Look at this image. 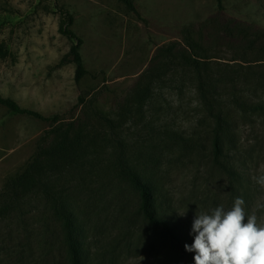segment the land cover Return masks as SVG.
<instances>
[{
  "label": "rangeland",
  "instance_id": "1",
  "mask_svg": "<svg viewBox=\"0 0 264 264\" xmlns=\"http://www.w3.org/2000/svg\"><path fill=\"white\" fill-rule=\"evenodd\" d=\"M0 0V264H71L59 210L81 230L88 264H195L193 219L237 197L264 223V0ZM84 40L85 76L63 63ZM190 41L209 65L197 75ZM234 127L216 158L200 82ZM155 182L176 243L140 210L121 162ZM223 162L229 169L221 167ZM185 215L181 216L179 214Z\"/></svg>",
  "mask_w": 264,
  "mask_h": 264
},
{
  "label": "trees",
  "instance_id": "2",
  "mask_svg": "<svg viewBox=\"0 0 264 264\" xmlns=\"http://www.w3.org/2000/svg\"><path fill=\"white\" fill-rule=\"evenodd\" d=\"M130 10H136L134 0H122ZM221 1V0H220ZM67 25L60 28V32L71 39L76 40V43L72 45L70 52L63 58L62 62H73L76 64V80L80 81L87 73L84 65L83 58L81 55V46L84 40L79 36L74 30L69 28L74 22L72 16L69 17ZM189 46L192 49V54L190 56H182V60L185 64L193 68L197 75H202L207 73L209 65L206 61H201L200 59L206 58L202 57L198 52L203 51V48L195 42L190 41ZM4 50L0 48V53L2 54ZM218 82L214 81L212 78H206L202 80L199 84V91L204 99L205 106L207 108L210 117L214 118V124H212L211 132L213 134V151L216 158H222L226 154V147L231 148L232 143V133L234 127L230 122V113L226 112L224 104L217 101L214 96V91H217ZM238 106L242 107V111L249 110L251 113H259L264 115V106L260 104H248L237 102ZM0 105L7 108L11 115H31L36 118L44 119L43 116L33 110L23 108L19 103H17L12 98H5L0 93ZM121 162V173L127 175L131 184L138 190L140 194V210L143 216L153 225L161 227V229L171 237L176 243L181 242V236L179 232V227L175 223L173 217L167 212L161 210L159 203V197L157 194V188L155 182L148 178H142L138 172L134 171L132 167L126 165L124 159ZM221 167L229 169L223 162H218ZM229 171V170H228ZM61 218L64 220L65 228V239L69 246V256L71 264H88L87 252L81 243V230L78 229L75 219L70 210H59Z\"/></svg>",
  "mask_w": 264,
  "mask_h": 264
},
{
  "label": "clouds",
  "instance_id": "3",
  "mask_svg": "<svg viewBox=\"0 0 264 264\" xmlns=\"http://www.w3.org/2000/svg\"><path fill=\"white\" fill-rule=\"evenodd\" d=\"M254 179L264 186V175ZM244 204L237 197L228 210L216 207L210 214L196 213L193 243L184 245L195 253V264H264V223L258 222L255 210L249 214Z\"/></svg>",
  "mask_w": 264,
  "mask_h": 264
}]
</instances>
